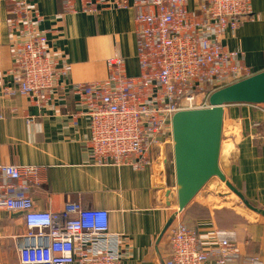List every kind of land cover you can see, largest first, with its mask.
Listing matches in <instances>:
<instances>
[{
  "label": "crops",
  "instance_id": "0c3cea01",
  "mask_svg": "<svg viewBox=\"0 0 264 264\" xmlns=\"http://www.w3.org/2000/svg\"><path fill=\"white\" fill-rule=\"evenodd\" d=\"M27 1L42 16L39 29L46 32L50 52L62 57L66 71L62 88L40 105L3 93L15 83L6 74L13 60L7 0H0V165L41 168L43 185L31 196L35 209L59 210L66 202H78L85 209L106 211L108 232L120 238L121 264H163L170 255L168 236L178 222L197 232L202 249L212 248L222 231L241 258L264 260V217L246 208L216 178L163 233L177 211L169 144L159 151L166 164L142 170L95 166L88 158V118L78 115L71 85L103 81L106 60L113 56L124 60L128 76L138 74L132 0L126 9H103L98 15L65 14L62 0ZM197 5V0H188V9ZM222 44L241 52L254 74L264 71V0H254L251 18L227 31ZM219 164L244 199L264 211V104L224 107ZM25 233L21 214L0 211V264H18Z\"/></svg>",
  "mask_w": 264,
  "mask_h": 264
},
{
  "label": "built area",
  "instance_id": "2783aa9c",
  "mask_svg": "<svg viewBox=\"0 0 264 264\" xmlns=\"http://www.w3.org/2000/svg\"><path fill=\"white\" fill-rule=\"evenodd\" d=\"M197 1L190 10L188 0H132L138 74L128 76L124 60L113 56L106 60L103 81L71 85L78 115L88 118L93 165L133 170L163 166L166 159L159 151L172 146L173 116L210 108L213 92L254 75L241 52L222 44L227 31L251 18L254 0ZM127 7V0H62L65 14L98 15L103 9ZM6 8L13 60L6 74L15 88L3 93L40 105L62 88L63 59L50 52L34 6L27 0H7ZM41 173L37 166L0 165V211L21 214L26 227L18 264H121L120 238L108 232L106 211L85 209L78 202H66L59 210L35 209L31 196L43 185ZM217 236L216 244L205 250L195 230L176 223L163 264H229L239 259L241 264H264L260 257L241 258L225 232Z\"/></svg>",
  "mask_w": 264,
  "mask_h": 264
},
{
  "label": "water",
  "instance_id": "95a60500",
  "mask_svg": "<svg viewBox=\"0 0 264 264\" xmlns=\"http://www.w3.org/2000/svg\"><path fill=\"white\" fill-rule=\"evenodd\" d=\"M210 108L182 111L171 120L172 165L175 177L177 213L216 178L235 194L243 205L264 217V211L250 205L231 185L229 172L219 164L224 107L235 104H264V71L221 88L209 97ZM166 223L163 233L172 224Z\"/></svg>",
  "mask_w": 264,
  "mask_h": 264
},
{
  "label": "rangeland",
  "instance_id": "374dc122",
  "mask_svg": "<svg viewBox=\"0 0 264 264\" xmlns=\"http://www.w3.org/2000/svg\"><path fill=\"white\" fill-rule=\"evenodd\" d=\"M233 198L235 199V197L233 196ZM236 200V199H235Z\"/></svg>",
  "mask_w": 264,
  "mask_h": 264
}]
</instances>
